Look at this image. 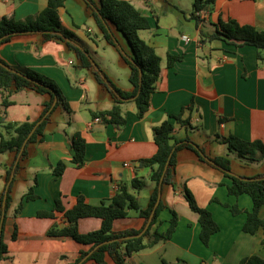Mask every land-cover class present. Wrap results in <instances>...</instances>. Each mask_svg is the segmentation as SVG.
I'll return each instance as SVG.
<instances>
[{
	"label": "crops",
	"instance_id": "1",
	"mask_svg": "<svg viewBox=\"0 0 264 264\" xmlns=\"http://www.w3.org/2000/svg\"><path fill=\"white\" fill-rule=\"evenodd\" d=\"M94 1L99 4V0ZM129 1L150 20V29L141 31L140 36L161 57L162 72L151 95L149 110L142 118L137 114L135 102L122 104L127 123L120 129L92 118V112L111 109L113 101L97 81L94 83L93 77L87 73L90 71L79 68L78 60H72L64 43H45L40 35L33 34L15 36L0 46V57L7 64L27 67L55 80L72 110L69 114L59 107L53 112L45 129L44 141L30 146L29 158L16 176L13 204L4 231L8 258L1 264H70L79 257L81 250L89 249L71 238L47 236L52 226L67 225L63 214H57L55 219L37 216L39 211L53 210L57 199H62L69 209L82 194L90 204L97 205L110 199L117 187L126 184L139 205L147 208L154 183L150 180L151 168L141 166L140 160L155 155L154 129L171 115L190 120V126L176 124L175 137L192 140L211 158L227 156L232 163V157L238 156L218 135L221 138L235 135L249 141H264V62L258 60L257 49L253 46L236 47L220 39L203 41L192 16L193 8L185 10L180 3L182 0ZM47 4L48 0H0V18L10 6L16 18L23 20L39 13ZM60 17L63 25L76 34L108 77L119 88L131 91V84H119L117 70H124V67L121 65L116 70L115 66L122 64L120 53L103 38L85 1L65 0ZM230 17L242 25H252L263 31L264 0H218L211 10L201 14L202 25L209 35L215 33V25ZM168 54L184 58L169 68ZM7 94L0 92L2 129L6 123L38 120L45 103L50 101L48 94L20 90L11 94L9 99L13 105L5 108L2 101ZM191 103H194L192 110L189 109ZM221 118L225 120L219 122ZM77 132L82 133L87 143L85 164L81 168L71 163L72 137ZM1 135L2 132L0 138ZM14 161V153L0 154V193L7 187L6 175ZM61 161L67 164V168L61 176H56L51 167ZM248 163L244 165L245 169L255 166L260 169L240 174L242 172L232 168V163V171L249 178L264 175V161ZM135 177L147 182L141 192L130 186ZM176 181V188L164 187L161 198L167 208L160 216L162 224L153 227V230L166 232L172 216L170 209H174L180 216L175 233L170 240L133 254L127 259L129 264H164V261L174 264L178 260L187 264H239L245 257L255 254L264 258V230L260 229L254 235L245 233L243 226L247 213L235 216L216 201L237 205L244 211L253 209L249 195L228 194L226 184L232 181L222 171L202 162L193 151L184 149L178 153ZM22 185L27 186L25 191L20 189ZM182 185H187L198 204L211 211L221 227L212 236L209 246L200 240L198 215L191 211L184 199ZM31 187L40 198L24 200L22 211L15 216L19 203ZM260 217L264 218V206ZM101 224L99 218H84L79 222V231L86 234L100 229ZM144 224V219L136 211H130L127 218L115 222L114 229L141 230ZM15 231L18 236L13 240ZM62 255L67 257L62 259ZM106 264L115 263L107 257Z\"/></svg>",
	"mask_w": 264,
	"mask_h": 264
},
{
	"label": "trees",
	"instance_id": "2",
	"mask_svg": "<svg viewBox=\"0 0 264 264\" xmlns=\"http://www.w3.org/2000/svg\"><path fill=\"white\" fill-rule=\"evenodd\" d=\"M84 1L103 38L109 45L117 49L122 59L129 66V82L133 87L131 91L119 88L96 63L89 50L80 42L76 34L63 25L60 9L64 7L65 0H48L45 9L23 20L16 18L13 7L10 6L7 13L0 18V46L9 42L15 36L33 34L40 35L45 43L50 41L64 43L75 54L79 63L78 67L89 70L97 83L110 94L113 101L111 109L92 112V118L99 117L104 123L115 125L120 129L127 123L122 114V104L135 102L138 109L137 114L140 118L149 110L151 95L155 90L156 82L161 76L162 59L156 49L141 38L140 32L151 27L150 20L131 1L99 0V4L94 0ZM217 1L193 0L192 16L197 22L203 41L220 39L236 47L253 46L258 51V60L264 62V30L261 31L252 25H242L230 17L215 25L216 29L213 35H209L205 31L201 14L211 10ZM116 31L120 32L127 40L131 48V55L125 54L121 49L115 35ZM183 58L181 55L168 54L167 66L170 68L177 62H181ZM20 90H32L39 94H48L50 101L45 103L43 113L38 120L3 125L5 131L12 135L9 138L1 135L0 154L7 152L15 154V161L6 175V186L12 173L15 176L9 190L7 191L5 187L3 192L0 193V264L7 260L9 252L8 245L4 240V231L8 212L13 204V184L18 172L23 168L24 162L29 158L30 146L44 141L45 129L56 109L62 107L69 114L72 112L67 98L55 80L27 67L11 66L0 57V92L8 93L3 97V107L7 108L13 105L9 98L12 93ZM54 103L55 106L53 107ZM193 106L194 103H191L189 109L192 110ZM224 120L221 118L219 122ZM176 124L190 126V120H183L181 115H171L168 120L154 129L153 138L157 145L155 155L140 160L141 166L151 168L150 180L154 183V190L150 195L147 208H142L137 197L130 192V187L123 184L110 199L103 200L97 205L90 204L86 197L80 194L72 208L67 209L62 199H57L53 210L37 213L39 218L52 219H55L57 214H63L67 222L64 227L52 226L47 232L48 237L71 238L83 247L89 248L81 250L79 257L70 264H87L88 262L106 264L107 257H110L115 264H129L127 259L133 254L152 248L161 241H168L172 238L180 220L179 214L174 209H170L172 216L166 232H160L158 229L153 230V227L156 224L158 226L162 224L160 216L167 206L162 198L157 205L159 194L160 192L162 194L165 186L176 188L178 153L184 149L193 151L202 162L222 171L226 177L231 179V184H226L229 195L239 197L247 194L251 197L253 201L252 211H244L237 205L230 206L216 199L224 207L229 208L235 216L243 212L247 213V221L243 226V231L254 235L260 229L264 230V218L260 217V211L264 206V175L249 178L234 174L231 168V160L227 156L211 158L206 155L203 147L192 140L177 139L174 135ZM36 126L33 135L28 139ZM217 137L245 161L249 163L264 161V141H249L235 135H230L227 138H221L219 135ZM27 139L26 147L22 151L24 142ZM86 148V139L82 133H75L72 137L73 156L71 163L77 168H81L85 164ZM66 168L67 164L63 161L51 167L56 176H61ZM130 186L133 190L141 192L147 186V182L143 178L135 177ZM160 187L162 188L160 189ZM181 193L191 211L198 215L201 225L200 240L205 246H209L212 236L217 234L221 227L215 221L212 212L198 204L193 192L187 185L181 186ZM39 198L34 191V187H31L19 203L15 216L22 211L24 200L34 201ZM130 211H136L144 219V227L141 230L116 231L114 229L115 222L127 218ZM3 212H5V218L2 221ZM84 218L101 219L100 229L86 234L81 233L79 222ZM150 219L151 224L145 230ZM143 231L145 232L139 236ZM17 236V231H15L13 240H16ZM66 257V255H62V259ZM164 264L170 263L164 261ZM174 264L187 263L178 260ZM239 264H264V258L255 254L245 257Z\"/></svg>",
	"mask_w": 264,
	"mask_h": 264
},
{
	"label": "rangeland",
	"instance_id": "3",
	"mask_svg": "<svg viewBox=\"0 0 264 264\" xmlns=\"http://www.w3.org/2000/svg\"><path fill=\"white\" fill-rule=\"evenodd\" d=\"M180 3L183 5V8L185 10H187V9L190 10V9L193 8L192 0H182V1H180ZM115 35H116V37H117V39H118V41L120 43L121 49L124 51V53L127 54V55H131V48H130L127 40L125 39V37L120 32H118V31L115 32ZM69 54L71 55L72 60L75 61V62H77V59H76V56L74 55V53L72 51H69ZM121 61H122L121 62L122 64H120V66H118V65L115 66L116 70H117V68L121 67V65H122V67H124V70H122V69L117 70L118 71L117 72L118 73V76L120 77V80H121L119 84H121L122 86H130V82H129L130 68L125 63V61L123 59ZM87 73L89 74L90 77H93L92 79H93L94 83H96V80H95L93 74L91 72H87ZM0 132H2L3 135H5L6 138H9L8 134L6 133V131L4 129H2L1 127H0ZM232 163H233L232 168L236 172H239V173L242 172L240 174H243V172L251 173V172H255V171H257V170L260 169V168H258V166H255L256 168L245 169L244 168V165L246 163H248V162L245 161L244 159L238 157V156L232 157ZM15 187H16V185H15ZM26 188H27V186L26 187L23 186V185L20 186V189H22L24 191L26 190ZM16 189H17V187H16Z\"/></svg>",
	"mask_w": 264,
	"mask_h": 264
},
{
	"label": "water",
	"instance_id": "4",
	"mask_svg": "<svg viewBox=\"0 0 264 264\" xmlns=\"http://www.w3.org/2000/svg\"><path fill=\"white\" fill-rule=\"evenodd\" d=\"M38 125H39V123L37 124V126H38ZM37 126H36V127L33 129V131L30 133L28 139L33 135V133H34V131L36 130ZM28 139L24 142V145H23V147H22V151L25 149ZM167 166H168V164H167ZM14 176H15L14 173H12L11 178H10V181H9V183L7 184V187H6V190H7V191H8L9 188H10V185H11V182L13 181V179H14ZM161 188H162V187H160V189H161ZM161 196H162V194H161V192H160V194H159V198H158V202H157V205L160 203ZM4 218H5V212H3L2 221L4 220ZM150 224H151V219L149 220V222H148V224H147L145 230H147V229L149 228ZM144 232H145V231H143L139 236H141Z\"/></svg>",
	"mask_w": 264,
	"mask_h": 264
},
{
	"label": "built area",
	"instance_id": "5",
	"mask_svg": "<svg viewBox=\"0 0 264 264\" xmlns=\"http://www.w3.org/2000/svg\"><path fill=\"white\" fill-rule=\"evenodd\" d=\"M95 121H96V122H100V121H101V118L97 117V118H95ZM117 189H118V187H117ZM117 189H116V190H117Z\"/></svg>",
	"mask_w": 264,
	"mask_h": 264
}]
</instances>
